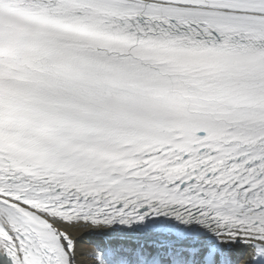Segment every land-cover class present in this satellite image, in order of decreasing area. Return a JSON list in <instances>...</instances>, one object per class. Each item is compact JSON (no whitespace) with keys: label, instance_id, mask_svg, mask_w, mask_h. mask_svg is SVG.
Listing matches in <instances>:
<instances>
[{"label":"snow or ice","instance_id":"snow-or-ice-1","mask_svg":"<svg viewBox=\"0 0 264 264\" xmlns=\"http://www.w3.org/2000/svg\"><path fill=\"white\" fill-rule=\"evenodd\" d=\"M0 264H264V0H0Z\"/></svg>","mask_w":264,"mask_h":264}]
</instances>
